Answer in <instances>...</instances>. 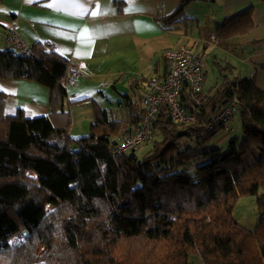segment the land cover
Returning <instances> with one entry per match:
<instances>
[{
	"label": "trees",
	"instance_id": "trees-1",
	"mask_svg": "<svg viewBox=\"0 0 264 264\" xmlns=\"http://www.w3.org/2000/svg\"><path fill=\"white\" fill-rule=\"evenodd\" d=\"M208 1L216 0H179L159 21L177 30L192 20L189 5ZM254 10L225 18L214 35L220 42L246 35L255 28ZM32 51L0 50V78L46 88L50 105L47 116L7 114L0 91V264H196L198 257L204 264H264V89L254 78L219 67V85L196 97L183 90L187 107L196 105L195 123L179 126L161 105L153 122L161 138L142 156L115 157L124 119L93 101L89 134L72 137L71 108L88 100L71 101L63 88L72 61L43 43ZM144 81H132L131 90ZM141 96L124 94L120 102L131 129L145 117ZM235 98L243 135L215 146L225 127L208 125ZM245 196L257 197L261 213L253 229L233 216Z\"/></svg>",
	"mask_w": 264,
	"mask_h": 264
},
{
	"label": "crops",
	"instance_id": "crops-1",
	"mask_svg": "<svg viewBox=\"0 0 264 264\" xmlns=\"http://www.w3.org/2000/svg\"><path fill=\"white\" fill-rule=\"evenodd\" d=\"M117 1L0 0V50L12 48L7 35L15 31L30 46L53 41L59 45L58 54L81 63V80L69 95L71 101L88 100L71 108L74 117L72 137H77L73 131L75 110L79 105L90 110L87 127L95 120L93 101L101 108L111 110L115 106L103 107L95 98L96 92L104 93L105 79L112 83L123 81L129 87L135 80L142 79L145 83L155 75L164 74V53L181 45L193 50L199 48L198 53L206 54V57L212 46H220L214 64L218 67L229 64L233 69L231 77L254 78L256 85L264 89V6L258 1L211 2L215 12L208 20L185 16L196 25L197 29L190 31L186 27L187 21L177 30H168L159 21L176 10L179 0H121V5ZM251 6L255 8L252 31L218 45L209 41V35L214 34L221 21ZM208 69L209 63L206 81ZM113 89L117 90V86ZM0 91L7 95V114H15L18 109H23L31 118L50 113L49 91L36 83L0 78ZM118 108L123 110L120 103ZM224 130L233 132L230 127Z\"/></svg>",
	"mask_w": 264,
	"mask_h": 264
},
{
	"label": "built area",
	"instance_id": "built-area-1",
	"mask_svg": "<svg viewBox=\"0 0 264 264\" xmlns=\"http://www.w3.org/2000/svg\"><path fill=\"white\" fill-rule=\"evenodd\" d=\"M10 47L21 55H32V46L22 40L15 31L7 35ZM209 41L214 45L220 43L214 35H209ZM46 51L56 52L59 45L53 41L43 43ZM167 70L164 74L155 75L146 81L142 88L141 105L145 109V117L138 129H131L126 123L121 135L116 139L113 155L119 157L123 154L138 153L154 141L153 122L161 105H165L174 123L187 127L196 122V105L191 109L182 100L184 88H187L192 97H196L204 90L208 68L206 54L195 52L191 47L181 45L169 49L164 53ZM82 76V65L72 61L63 88L68 92L78 86ZM70 97V95H69ZM196 102H198L196 100ZM239 110V101L235 98L223 107L211 120L207 130L211 131L220 126L228 129L230 122ZM196 264H204L199 257Z\"/></svg>",
	"mask_w": 264,
	"mask_h": 264
},
{
	"label": "rangeland",
	"instance_id": "rangeland-1",
	"mask_svg": "<svg viewBox=\"0 0 264 264\" xmlns=\"http://www.w3.org/2000/svg\"><path fill=\"white\" fill-rule=\"evenodd\" d=\"M213 12H215V10L211 6L210 1L194 2L187 7L185 16L187 17L200 16V17L207 18L208 20V18H210L213 15ZM186 27H188L189 31L191 29L193 30L197 29L196 25L190 22V20H187ZM195 49H196L195 52L197 53L201 51L199 48L197 49L195 47ZM219 49H220V46H216V47L212 46V48H210V51H209L210 55L207 56V61L209 63V69H208V79L205 84L206 91L210 90L212 87L216 85H219L223 79V76L221 75L218 65L214 64V58L216 57V55L219 54L218 53ZM222 67H226V65H223ZM122 80H125V79H122ZM122 82L123 81H121L120 83H115V82L112 83L110 79L107 81L105 79V82H103L104 93L101 94L99 92H96L95 98L101 103L103 107L110 106V104H115V106H113L111 109L112 114L116 117L124 119L125 124H126V118H125L126 112L124 110H121V108H118V105L120 102H123V103L125 102V98L123 97V94H129L132 100L137 101L142 93V89H137L135 91H132L126 82L124 83ZM114 85L117 86V90L113 89ZM75 111H76V119H75L76 126H75V130L73 131V133L75 134V136H77L75 138H82L89 134L91 125L90 126L88 125L87 127V122L90 117L89 115H91L90 110L79 105ZM93 112H94V107H93ZM72 117H73V114H72ZM73 124H74V117H73ZM229 127L230 129L231 128L233 129V132L230 133L229 130H223L222 132L217 134L213 140V143L215 144V146L226 148L231 139L238 137V136L241 137L243 135L239 113L235 115L234 119L230 122ZM160 138H161L160 133L155 132L154 140H158ZM150 149H151V145H149L148 147H144L143 149L140 150L138 155L142 156L146 152H148ZM31 176H34V175H31ZM261 192L262 190H260V193ZM50 208L51 207H49V209ZM233 216L241 226L253 229L257 225L261 217V213L257 206V197L256 196L241 197L234 209ZM40 252H42V249L40 250ZM198 259L196 260V262H198Z\"/></svg>",
	"mask_w": 264,
	"mask_h": 264
},
{
	"label": "water",
	"instance_id": "water-1",
	"mask_svg": "<svg viewBox=\"0 0 264 264\" xmlns=\"http://www.w3.org/2000/svg\"><path fill=\"white\" fill-rule=\"evenodd\" d=\"M187 132L184 131L183 133H179L178 136L181 137V136H184Z\"/></svg>",
	"mask_w": 264,
	"mask_h": 264
},
{
	"label": "bare ground",
	"instance_id": "bare-ground-1",
	"mask_svg": "<svg viewBox=\"0 0 264 264\" xmlns=\"http://www.w3.org/2000/svg\"><path fill=\"white\" fill-rule=\"evenodd\" d=\"M31 175H34L35 176V174L34 173H31ZM36 177V176H35Z\"/></svg>",
	"mask_w": 264,
	"mask_h": 264
}]
</instances>
